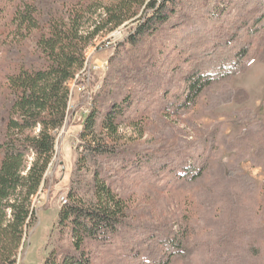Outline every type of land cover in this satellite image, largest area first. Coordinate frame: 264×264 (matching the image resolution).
<instances>
[{"label":"trees","instance_id":"obj_1","mask_svg":"<svg viewBox=\"0 0 264 264\" xmlns=\"http://www.w3.org/2000/svg\"><path fill=\"white\" fill-rule=\"evenodd\" d=\"M12 13L0 25V264H18L39 222L34 199L49 186L57 135L71 113L69 86L84 74L88 49L98 37L135 25L117 44L105 84L90 95L58 214L59 238L44 260L95 264L92 246H106L131 217L128 198L116 190L125 173L146 167L190 183L203 175L200 158L177 163L172 150L151 153L130 144L142 137L151 112L182 119L216 85L264 61V0H18ZM164 35L173 55L158 66ZM209 98L213 108L242 103L248 93L230 89ZM124 127L134 136L122 135ZM168 227H141L148 253L132 249L122 264L190 259L188 234Z\"/></svg>","mask_w":264,"mask_h":264},{"label":"rangeland","instance_id":"obj_2","mask_svg":"<svg viewBox=\"0 0 264 264\" xmlns=\"http://www.w3.org/2000/svg\"><path fill=\"white\" fill-rule=\"evenodd\" d=\"M17 2L0 0L1 26L7 24ZM134 26H123L94 40L86 54L87 71L69 86L71 113L57 135L49 186L34 199L39 222L30 229L18 264H44L59 238L58 214L74 172L81 124L93 103L90 95L105 84L111 72L109 60ZM159 43L163 54L156 63L161 66L173 55V44L167 35ZM165 75L172 78L171 73ZM2 79L0 74V84ZM172 82L178 86L176 77ZM177 86L170 87L176 90ZM230 89H245L248 98L209 107V95ZM144 119L143 135L134 137L130 147L162 154L172 150L177 163L200 158L206 170L194 183L176 180L170 171L154 175L146 167L125 173L116 190L128 198L131 217L106 246H92L95 264H122L132 249L141 255L148 253L141 227L163 224L176 232L185 231L192 250L190 259L173 258L171 264H264V61L256 60L243 74L216 85L182 119L154 112ZM121 134L134 136L125 127Z\"/></svg>","mask_w":264,"mask_h":264},{"label":"built area","instance_id":"obj_3","mask_svg":"<svg viewBox=\"0 0 264 264\" xmlns=\"http://www.w3.org/2000/svg\"><path fill=\"white\" fill-rule=\"evenodd\" d=\"M62 203H63V204H64V203H67V200H65V199L62 198Z\"/></svg>","mask_w":264,"mask_h":264}]
</instances>
